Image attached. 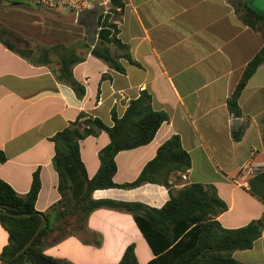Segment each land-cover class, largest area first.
<instances>
[{
	"label": "crops",
	"instance_id": "1",
	"mask_svg": "<svg viewBox=\"0 0 264 264\" xmlns=\"http://www.w3.org/2000/svg\"><path fill=\"white\" fill-rule=\"evenodd\" d=\"M232 1L110 0L111 18L98 14L83 44L84 53L75 50L84 58L73 67L74 78L86 88L83 98L58 80L59 59L34 65L0 42V151L6 157L0 162V178L27 194L39 170L42 188L36 209L50 212L62 200L52 138L81 112L112 125L113 112L122 117L131 101L147 90L153 108L166 112L169 120L150 144L118 153L115 182L136 180L160 146L178 135L191 155L192 167L187 173L172 174L171 189L176 192L192 183L215 187L228 204L218 217L225 228L264 221V63L242 92L241 117L228 108V99L262 49L264 37L242 22ZM253 1L257 0H245L264 15ZM114 26L116 38L130 48L132 61L119 59L123 71L91 53L96 45L108 44ZM242 126L244 135L236 142L232 133ZM109 142L104 131L81 142L89 178L99 171V153ZM93 198L161 208L170 191L146 183L133 189L97 190ZM77 199L68 195L64 207H73ZM60 223L72 229L75 218L53 219L54 226ZM58 234L55 230L48 235L44 254L70 264H118L131 244L140 264L155 257L134 216L126 211L97 209L84 229L53 243ZM7 244L8 233L0 224V253ZM234 258L244 264H264V229L252 249L236 251Z\"/></svg>",
	"mask_w": 264,
	"mask_h": 264
},
{
	"label": "trees",
	"instance_id": "2",
	"mask_svg": "<svg viewBox=\"0 0 264 264\" xmlns=\"http://www.w3.org/2000/svg\"><path fill=\"white\" fill-rule=\"evenodd\" d=\"M111 2L114 3L115 0ZM232 4L242 22L261 32L264 37V15L249 6L245 0H233ZM114 27V36L108 44L102 42L96 45L91 53L115 70L123 71L119 59L122 57L132 61L130 48L116 38L118 30ZM0 42L34 65H49L52 63V54L58 55V80L70 85L79 98L85 96V86L73 75L74 65L82 62L84 58L78 56L73 47L56 44L36 49L20 48L14 41L4 37L1 29ZM263 63L264 45L248 63L234 93L228 99L229 111L237 118L242 115V92ZM112 119L113 124L107 125L100 118L81 112L75 121L52 138L56 150L53 164L60 177L62 200L50 212H39L36 209V201L42 188L39 170L34 173L31 189L27 194L18 193L0 178V210L12 214H29L26 217H14L0 213V224L8 233V244L0 253V264H6L29 242L44 218L47 223L33 244L9 264H34L27 261L28 254L39 255L61 264H70L44 254L48 235L52 231H59L53 242L57 243L78 233L85 228L89 215L101 208L126 211L134 216L155 255L147 264H244L234 258V253L254 247L262 236L264 221L255 220L236 229L225 228L218 217L228 210V204L219 197L215 187L192 183L176 192L171 189L172 174L187 173L192 167L191 155L184 149L180 136L174 135L164 142L156 157L144 167L136 180L124 184L115 182L118 153L150 144L161 126L169 120L166 112L153 108L152 95L147 90L142 91L137 99L131 101L122 117L113 112ZM103 131L108 134L110 142L99 153V171L93 178H89L81 158V142ZM244 132L245 126L234 130V141H240ZM5 161L6 157L0 151V162ZM146 183L160 184L169 189L170 199L163 207L153 208L140 202L93 198L97 190L133 189ZM68 195L78 197L71 208L64 207ZM67 216L75 218V226L72 229L61 223L54 226V218L62 221ZM118 264H140L134 244L127 247Z\"/></svg>",
	"mask_w": 264,
	"mask_h": 264
},
{
	"label": "rangeland",
	"instance_id": "3",
	"mask_svg": "<svg viewBox=\"0 0 264 264\" xmlns=\"http://www.w3.org/2000/svg\"><path fill=\"white\" fill-rule=\"evenodd\" d=\"M98 3L91 9L77 15L68 10H46L38 7L33 0H0V29L4 37L14 41L20 48L51 47L65 44L83 54V44L96 23L98 14L111 18V5ZM264 11V0L252 2ZM58 61V55L52 54Z\"/></svg>",
	"mask_w": 264,
	"mask_h": 264
},
{
	"label": "built area",
	"instance_id": "4",
	"mask_svg": "<svg viewBox=\"0 0 264 264\" xmlns=\"http://www.w3.org/2000/svg\"><path fill=\"white\" fill-rule=\"evenodd\" d=\"M108 1L110 0L99 2V4L106 5ZM33 3L46 10H68L80 15L81 13L93 8L98 3V0H33Z\"/></svg>",
	"mask_w": 264,
	"mask_h": 264
},
{
	"label": "water",
	"instance_id": "5",
	"mask_svg": "<svg viewBox=\"0 0 264 264\" xmlns=\"http://www.w3.org/2000/svg\"><path fill=\"white\" fill-rule=\"evenodd\" d=\"M0 213H4L7 215H11L14 217H26L29 216V214H12L6 211H2L0 210ZM47 223V219L44 218L42 223L40 224L39 228L37 229V231L35 232V234L33 235V237L29 240V242L21 249L19 250L6 264H9L11 261L15 260L17 257H19L21 254L25 253L27 251V249L33 244L34 240L38 237V235L40 234L41 230L43 229V227L46 225ZM27 261L28 262H34V264H61L58 263L57 261H49L46 258L39 256V255H32V254H28L27 256Z\"/></svg>",
	"mask_w": 264,
	"mask_h": 264
}]
</instances>
